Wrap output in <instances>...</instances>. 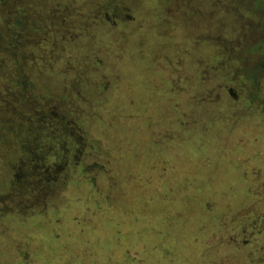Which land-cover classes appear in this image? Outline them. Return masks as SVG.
I'll list each match as a JSON object with an SVG mask.
<instances>
[{"label": "rangeland", "instance_id": "1", "mask_svg": "<svg viewBox=\"0 0 264 264\" xmlns=\"http://www.w3.org/2000/svg\"><path fill=\"white\" fill-rule=\"evenodd\" d=\"M57 6L50 119L0 116V264H264V0Z\"/></svg>", "mask_w": 264, "mask_h": 264}, {"label": "flooded vegetation", "instance_id": "2", "mask_svg": "<svg viewBox=\"0 0 264 264\" xmlns=\"http://www.w3.org/2000/svg\"><path fill=\"white\" fill-rule=\"evenodd\" d=\"M46 1L0 0V116L2 119L17 117L21 124L24 122L27 125L23 132L25 135L33 127L31 124L40 119H50L51 110L46 106L55 97L50 95L46 100L41 99L36 95L37 85L31 78H38L37 66L53 55L55 42L65 43L66 27L61 29L56 22L66 23L70 18L64 17V11L57 13L55 10L59 0H51V4L50 0ZM47 4L53 9L46 16L35 12L34 9L46 8ZM29 7L34 8L31 11ZM259 66L264 68V61ZM15 92L17 101L12 100H15ZM5 123L6 126L1 129L3 134L10 132L7 127L13 129L11 121L6 120Z\"/></svg>", "mask_w": 264, "mask_h": 264}]
</instances>
